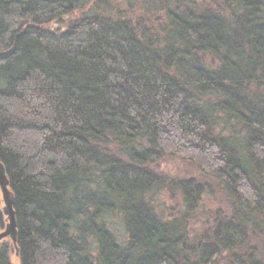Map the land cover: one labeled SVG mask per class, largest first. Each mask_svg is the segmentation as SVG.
Instances as JSON below:
<instances>
[{"label":"trees","instance_id":"trees-1","mask_svg":"<svg viewBox=\"0 0 264 264\" xmlns=\"http://www.w3.org/2000/svg\"><path fill=\"white\" fill-rule=\"evenodd\" d=\"M0 161V264H264V0H0Z\"/></svg>","mask_w":264,"mask_h":264},{"label":"water","instance_id":"water-1","mask_svg":"<svg viewBox=\"0 0 264 264\" xmlns=\"http://www.w3.org/2000/svg\"><path fill=\"white\" fill-rule=\"evenodd\" d=\"M0 191L4 202L3 214L7 218L4 229L0 232V241L10 238L14 245L17 244L18 228L16 211L14 208L15 195L10 190V180L5 165L0 161Z\"/></svg>","mask_w":264,"mask_h":264},{"label":"rangeland","instance_id":"rangeland-1","mask_svg":"<svg viewBox=\"0 0 264 264\" xmlns=\"http://www.w3.org/2000/svg\"><path fill=\"white\" fill-rule=\"evenodd\" d=\"M163 167L168 169V171L174 173V174H179V175H185V176H190L193 175L194 172L191 169V166L188 163H185L184 161L180 159H173V160H168L164 163ZM167 202H170V199H166ZM171 204L175 205V201H171ZM210 202L208 203L207 207H210ZM206 208L207 210H209ZM11 253H14L11 252ZM15 263H18L17 261Z\"/></svg>","mask_w":264,"mask_h":264},{"label":"flooded vegetation","instance_id":"flooded-vegetation-1","mask_svg":"<svg viewBox=\"0 0 264 264\" xmlns=\"http://www.w3.org/2000/svg\"><path fill=\"white\" fill-rule=\"evenodd\" d=\"M6 222H7V218H6ZM6 222H5V224H6ZM5 224L2 225V226H0V232L4 229ZM9 241H11L10 238H5V239H3V240L0 241V252H1V248H2V246H4L5 244L9 243ZM13 245H14V244H13ZM14 246H15V245H14ZM14 249H15V248L12 247V248H11V251L13 252Z\"/></svg>","mask_w":264,"mask_h":264}]
</instances>
